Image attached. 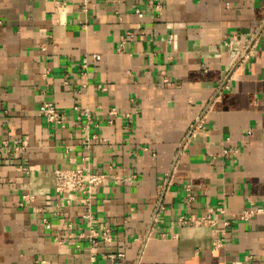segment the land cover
Masks as SVG:
<instances>
[{
    "label": "crops",
    "instance_id": "1",
    "mask_svg": "<svg viewBox=\"0 0 264 264\" xmlns=\"http://www.w3.org/2000/svg\"><path fill=\"white\" fill-rule=\"evenodd\" d=\"M4 139L0 264H264V0H0ZM87 163L89 220L53 173Z\"/></svg>",
    "mask_w": 264,
    "mask_h": 264
},
{
    "label": "built area",
    "instance_id": "2",
    "mask_svg": "<svg viewBox=\"0 0 264 264\" xmlns=\"http://www.w3.org/2000/svg\"><path fill=\"white\" fill-rule=\"evenodd\" d=\"M251 42H248L250 45ZM245 51L242 52L243 57ZM92 57L94 60H99L100 56L98 54H93ZM167 83L168 81L164 79ZM74 109L78 111V115H85L89 120V114L83 108L79 106H74ZM39 114L42 116L44 122L46 124H54L60 128H64L66 123L68 122L69 117L67 114L60 108H58L52 101L43 102L38 108ZM111 113H114L111 110ZM78 119V116L77 118ZM201 117L196 121V123L191 127L189 134L186 136L185 140L190 135H195L196 130L201 128L202 123ZM23 144L21 139L13 140L9 142V140H1L0 142V153L6 154L9 153L11 155L18 154L21 149H23ZM21 167V166H20ZM22 169H24L22 167ZM54 173V190L57 196V200L61 203H71L76 201L77 199H81L85 203V211L83 215L89 220L91 218L89 205L90 198L94 190L98 188L105 181V174L99 172L96 168H94L91 164L87 163L84 166H74V167H56L53 170ZM186 198L190 199L191 195L189 190L187 189ZM212 211L209 210L207 213L199 214L195 217L185 218L184 216H180L177 218L178 224H213L215 222L214 218L211 215ZM251 211H243L240 213V218H247L251 215ZM91 229V228H90ZM88 234H85L88 240L90 241L91 249H95L97 245L96 233L93 230H90ZM83 233L77 234V236H82ZM100 238L102 240L110 239V229L107 226H104L102 231L100 232ZM90 256L91 261H94V253H91ZM124 253L119 252L113 256V264H126L124 263ZM91 264V263H90ZM133 264H138V260Z\"/></svg>",
    "mask_w": 264,
    "mask_h": 264
}]
</instances>
